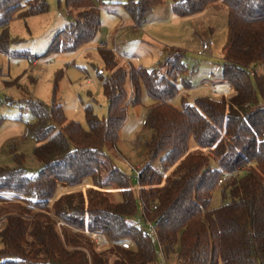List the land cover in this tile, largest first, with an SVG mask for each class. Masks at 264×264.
I'll return each instance as SVG.
<instances>
[{
    "label": "trees",
    "instance_id": "obj_1",
    "mask_svg": "<svg viewBox=\"0 0 264 264\" xmlns=\"http://www.w3.org/2000/svg\"><path fill=\"white\" fill-rule=\"evenodd\" d=\"M101 2L65 0L71 19L45 54L75 51L90 42L102 26ZM161 2L121 4L133 24L142 26ZM208 7L227 14L219 82L230 86L228 94L199 95L192 101L181 96L195 86L196 71L184 62L182 50L166 47L156 67L127 70L118 64L116 52L98 48L108 71L97 72L107 103L105 117L87 105L84 126L68 119L55 99L50 104L31 96L23 99L33 117L25 125L40 168L28 174L24 154L15 150H10L14 165H0V264H156L148 222L154 224L164 253L179 246L180 264H264V73L255 70L264 64V0L170 3L178 16ZM48 9L47 0H0V52L8 53L13 42L12 20ZM142 89L151 98L145 122L153 133L135 183L113 165L106 146L116 145L127 104H139ZM10 99L6 103L14 101ZM178 99L180 105L175 104ZM3 119L0 115V125ZM190 139L197 145L193 150ZM156 159L159 168L150 163ZM87 180L92 186L85 190L60 191ZM217 189L221 202L212 207ZM85 231L101 232L107 243L97 246Z\"/></svg>",
    "mask_w": 264,
    "mask_h": 264
},
{
    "label": "rangeland",
    "instance_id": "obj_2",
    "mask_svg": "<svg viewBox=\"0 0 264 264\" xmlns=\"http://www.w3.org/2000/svg\"><path fill=\"white\" fill-rule=\"evenodd\" d=\"M101 1L100 31L90 42L75 51L45 54L53 36L71 19L65 8V0H47L49 9L46 12L17 18L9 24V35L13 42L8 46V53L0 52V115L4 117L0 125V165H14L10 150H15L24 154L23 166L28 174H35L40 168L39 162L32 155L35 141L28 134L25 125V122L33 120L23 103L25 97L31 96L48 104L55 99L62 104L68 119L79 121L84 126V107L87 105H91L99 117L106 116L107 103L97 75L98 71L108 74L97 49L100 42H108V50L114 46L117 48V62L127 70L131 66L148 69L156 67L165 56L166 47L182 50L185 54L184 62L189 68L195 67L196 71L192 77L195 86L188 91L182 90L181 96L192 101L194 96L214 95L210 92L209 85L220 81L223 45L227 36L225 9L208 7L204 9L205 12H199L196 16L176 15L174 18L165 16V13L159 16L155 12L154 15L159 18L153 28L149 27L145 31L151 36L148 37L135 28L131 18L124 12L121 2L125 0ZM171 1L162 0L160 4ZM105 8L118 12H107ZM118 18L120 22L115 27L111 20ZM209 40L213 44L205 54H200L202 43ZM33 60L36 62L33 63ZM46 61L49 63L46 64ZM255 70L257 73H264V64H257ZM58 75L57 90L54 91ZM3 79H12L18 84L7 85ZM252 84L256 85L253 75ZM130 86L127 77L125 89L128 98ZM5 98H13L14 101L10 99L13 102L9 104ZM150 103L151 98L142 89L139 104H127L126 120L119 131L116 145L106 146L113 165L135 183L147 159L145 143L153 133L145 122ZM175 104L180 105V99ZM196 147V143L190 139L189 149ZM150 163L154 168L160 166L158 159ZM166 174L167 172L164 173ZM90 186L92 183L87 180L82 185L67 189L85 190ZM61 188L62 191L66 189ZM220 202V192L217 189L213 193L211 206L215 207ZM151 237L158 253L159 244L155 234L152 233ZM178 249L179 246L175 245L169 253H164L166 264H180L177 260Z\"/></svg>",
    "mask_w": 264,
    "mask_h": 264
},
{
    "label": "built area",
    "instance_id": "obj_3",
    "mask_svg": "<svg viewBox=\"0 0 264 264\" xmlns=\"http://www.w3.org/2000/svg\"><path fill=\"white\" fill-rule=\"evenodd\" d=\"M213 42L212 40H209V41H205L202 43L201 45V48L199 50V53L200 54H205L207 49L209 48L210 45H212ZM109 46V43L108 42H100L97 49L98 48H107ZM112 51L114 52H117V48L114 46L111 48ZM36 60H33V63H35ZM49 61H46V64H48ZM209 90L212 94L214 95H221V94H228L230 92V86L227 84V83H224V82H214L212 84L209 85ZM224 178V177H223ZM223 178L219 180V183H221L223 181ZM64 188H68V187H64ZM61 190H63L61 188ZM3 220H4V216L0 217V226L2 225L3 223ZM134 220H139L137 217H134ZM63 225L62 222L60 221H57V226H61ZM150 233H155V227H154V224L152 222H148L146 224V227H145ZM85 233L89 236H91L94 241L96 242L97 246H104L107 241H106V238L104 236V234H102L101 232L99 231H96V232H91V231H85ZM157 262L159 264H166L165 262V256H164V252L163 250L161 249V247L159 246V251H158V254H157Z\"/></svg>",
    "mask_w": 264,
    "mask_h": 264
},
{
    "label": "crops",
    "instance_id": "obj_4",
    "mask_svg": "<svg viewBox=\"0 0 264 264\" xmlns=\"http://www.w3.org/2000/svg\"><path fill=\"white\" fill-rule=\"evenodd\" d=\"M155 7H156V11H154L155 10ZM152 10H151V12H150V14H149V16H148V18H147V20H146V22L142 25V26H135V28H137V30H140V31H142L143 32V35H145V36H148V37H151V36H149L145 31H147L148 30V28L150 27V28H153L156 24H155V22L158 20V18L159 17H157V16H155L154 14H155V12H156V14L157 15H159V16H161L162 14H164L165 13V16H168L169 18H174L175 16H176V14H174V13H172L171 12V10H170V2H166V3H162V4H158V5H156ZM104 10H106L107 12H115V13H117L118 11L117 10H111V11H109L110 9H108V8H105ZM102 11V10H101ZM204 11V10H203ZM202 11V12H203ZM152 12H153V15H151L152 14ZM205 12V11H204ZM67 14H68V12H67ZM198 13H196V14H194V15H190L191 17L192 16H196ZM69 15V14H68ZM164 17V16H163ZM163 17H161V21H162V19H163ZM177 17V16H176ZM160 21V22H161ZM119 22H120V19L118 18V19H114V20H111V23H114L115 24V27L119 24ZM124 23H126V21H124ZM101 24H102V18H101ZM115 29V28H114ZM89 46V45H88ZM88 46H86V47H88ZM86 47H84V48H86Z\"/></svg>",
    "mask_w": 264,
    "mask_h": 264
}]
</instances>
